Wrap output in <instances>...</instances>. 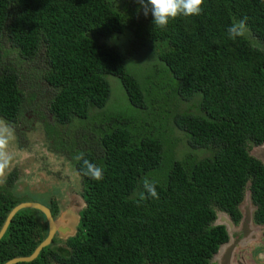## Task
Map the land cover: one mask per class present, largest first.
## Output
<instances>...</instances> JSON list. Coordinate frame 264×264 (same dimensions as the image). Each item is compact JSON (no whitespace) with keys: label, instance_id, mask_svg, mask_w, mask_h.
<instances>
[{"label":"trees","instance_id":"trees-1","mask_svg":"<svg viewBox=\"0 0 264 264\" xmlns=\"http://www.w3.org/2000/svg\"><path fill=\"white\" fill-rule=\"evenodd\" d=\"M139 7L0 0V118L14 125L38 112L87 202L75 238L18 264H212L227 241L217 211L237 215L249 184L264 209V166L250 153L264 142V51L227 33L247 17L264 46V0H204L200 15L164 29ZM81 151L102 180L83 175ZM145 178L159 199L140 200ZM55 194L40 202L56 218ZM24 201L0 192V230ZM48 230L40 211L17 213L0 264L31 255Z\"/></svg>","mask_w":264,"mask_h":264},{"label":"rangeland","instance_id":"rangeland-1","mask_svg":"<svg viewBox=\"0 0 264 264\" xmlns=\"http://www.w3.org/2000/svg\"><path fill=\"white\" fill-rule=\"evenodd\" d=\"M111 81L120 86L116 78L112 77L110 82ZM0 120L2 119L0 118ZM36 134L37 132H28L23 135L29 138V140L25 144L27 148L20 150L16 147H19L20 143L18 145V139L22 137V135L18 134L16 136L14 133V139L10 143L9 150L15 154V159L13 167L8 174H13L15 169L21 166L24 161L33 159L37 164L33 165L31 161L30 166L24 169L28 175H25L20 181L19 173L16 171L19 181L16 183V186L15 184L8 186L4 182L0 185V192H7L15 198L24 197L28 202H34L33 199L46 202L51 194L56 193L55 197L60 199L63 206H67L69 202L65 194L67 190L71 189L81 194V188L75 184L79 179L78 173L71 166L72 163L61 155V152L55 153L50 149L53 147V140L55 146H57L58 140L55 141V139L51 137L48 138L47 141L44 139L43 135L39 138ZM170 154L171 153L168 155ZM166 160H169V158Z\"/></svg>","mask_w":264,"mask_h":264},{"label":"clouds","instance_id":"clouds-1","mask_svg":"<svg viewBox=\"0 0 264 264\" xmlns=\"http://www.w3.org/2000/svg\"><path fill=\"white\" fill-rule=\"evenodd\" d=\"M135 2L140 6L138 12L142 11L145 17L151 14L153 25L161 29L166 28L170 21L175 20L178 16L200 15L204 4V0H135ZM247 21L248 18L244 17L229 25L227 28L229 38L236 40L240 37H249L252 47L264 51V46H261L260 42L251 36ZM13 139L14 133L11 126L0 120V182L6 179L7 174L13 167L15 154L9 150ZM74 159L78 162L82 161L81 171L83 175L96 181L104 178V169L85 158L84 152H78ZM143 189L144 191L139 193L140 200L147 197L159 199L155 181L145 178Z\"/></svg>","mask_w":264,"mask_h":264},{"label":"water","instance_id":"water-1","mask_svg":"<svg viewBox=\"0 0 264 264\" xmlns=\"http://www.w3.org/2000/svg\"><path fill=\"white\" fill-rule=\"evenodd\" d=\"M251 155L257 157L259 160L264 162V144L253 148L251 151ZM66 196L69 200L65 209L62 210L58 217H54L51 209L41 202H28L24 201L16 205L8 214L1 230H0V241L5 236L11 222L14 217L20 211L24 209H34L40 211L46 218L48 223V235L47 237L36 247L34 252L25 257H16L4 264H18V263H29L36 260L42 251L50 246L54 239L57 237L61 241H68L71 238H75L79 232V227L81 224V213L87 207V202L82 194L72 191L71 189L66 191ZM246 203L248 205L251 204V193L248 192L246 196ZM244 225L252 227L251 222L253 221V215H248V213L244 212ZM214 225H222L226 227V232L230 237V240L223 243L218 251L213 255L211 259L212 264H235L233 262V253L235 249V241L232 235V228H234V223L232 219L223 213H218V217L214 222ZM255 232H257L255 230Z\"/></svg>","mask_w":264,"mask_h":264},{"label":"flooded vegetation","instance_id":"flooded-vegetation-1","mask_svg":"<svg viewBox=\"0 0 264 264\" xmlns=\"http://www.w3.org/2000/svg\"><path fill=\"white\" fill-rule=\"evenodd\" d=\"M37 111H38V109H37ZM29 113H30V115H29ZM25 116H26V120H20L19 122L15 123L14 125L3 120L4 122H6L8 125L11 126V128L13 129L16 136L18 134L22 135V137H19V139H18V145H19V143H20V145H19V147H16L17 149L19 148L20 150L27 148L25 144L29 140V138H27L26 136H23V135L27 134L28 132H30V133L31 132H33V133L37 132L36 135H38L39 138L41 137V135H43L44 139L47 141H48V138H50L48 136V131H47V128L45 125V121L38 116V112H36L35 110L26 111ZM28 122H30V123H28ZM53 143H54V141H53ZM263 144H264V142L262 144L254 146L253 148H257ZM47 145H48V142H47ZM253 148L251 149V151L253 150ZM251 151H250V153H251ZM255 158H257V157H255ZM259 161L264 166V162H262L261 160H259ZM30 162L33 165L37 164L36 161H34L33 159L27 160V161H24L23 164H21V166H18V168L15 169V171H17L19 173L18 174L19 178H20L19 181L25 175H28L24 169L28 168L30 166ZM9 181H12L10 174L7 175L6 179H4L3 182H0V185H2L4 182L7 185H10L11 183ZM15 181H16V183L19 182L18 178ZM248 192L251 193V204L250 205H248V203H246V196H247ZM65 194H66V192H65ZM263 198H264V196H263ZM65 207L66 206H64V209H65ZM244 212L248 213V215H253V221L251 222L252 227L248 228V226L244 225V223H243V221H244L243 219L245 217ZM218 213H223V214L228 215L232 219V221L235 225L234 228H232V230H231L232 235H233V239L235 241V249H234V253H233V262H235V264H264V209H262L261 205H259L258 203H256L254 201L253 195H252V190H251V184H249L247 186V188L245 190L244 199L238 205L237 215L231 214L227 211L218 210L217 215H216V219L218 217ZM52 214H53V212H52ZM216 219H215V221H216ZM255 230L257 232H255ZM225 231H226V227H225ZM229 240H230V237L228 236V233H227V241H229ZM227 241H225V242H227Z\"/></svg>","mask_w":264,"mask_h":264},{"label":"crops","instance_id":"crops-1","mask_svg":"<svg viewBox=\"0 0 264 264\" xmlns=\"http://www.w3.org/2000/svg\"><path fill=\"white\" fill-rule=\"evenodd\" d=\"M36 202H40V200L36 201ZM42 203V202H41Z\"/></svg>","mask_w":264,"mask_h":264}]
</instances>
